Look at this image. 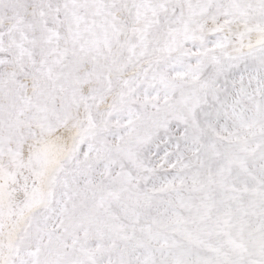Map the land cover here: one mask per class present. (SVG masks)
Instances as JSON below:
<instances>
[{
  "label": "snow or ice",
  "instance_id": "snow-or-ice-1",
  "mask_svg": "<svg viewBox=\"0 0 264 264\" xmlns=\"http://www.w3.org/2000/svg\"><path fill=\"white\" fill-rule=\"evenodd\" d=\"M0 264H264V0H0Z\"/></svg>",
  "mask_w": 264,
  "mask_h": 264
}]
</instances>
